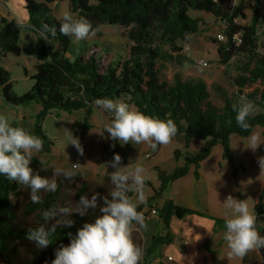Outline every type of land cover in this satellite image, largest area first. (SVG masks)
<instances>
[{
	"label": "trees",
	"instance_id": "1",
	"mask_svg": "<svg viewBox=\"0 0 264 264\" xmlns=\"http://www.w3.org/2000/svg\"><path fill=\"white\" fill-rule=\"evenodd\" d=\"M24 1L26 21L18 22L0 14V58L7 52L18 54L22 51L18 44L22 29L37 34L40 50L35 52V72L30 76L33 83L30 89L22 94L15 93L9 71L0 64V91L3 99L13 106L30 102L40 104L33 130L30 132L42 139V152H51L52 149V142L42 128L43 118L48 112L54 110L57 113H70L84 109L83 119L74 120L72 124V127L80 132L81 143L83 136L92 127V107L98 98L123 99L148 116L161 120L172 119L178 128L176 136L183 139L185 148L189 147L193 139L202 141L197 151H184L183 162L172 170L166 171L153 166L160 184L157 189L153 188V194L146 198L145 203L139 204L137 210L143 214V206H150L151 201L161 196L172 181L186 174L189 167L193 166L194 174L198 177L200 162L210 154L215 144L221 143L222 156L232 162L230 135L238 134L244 137L249 135L255 126L264 128V53L257 50V28L259 24L264 26V6L262 7L260 0H239L234 7L228 6V0ZM54 1H67L70 11L76 13V17L87 18L95 31L104 23L130 26L127 32L130 40L127 57L107 64H103L93 51L87 57L77 55L73 59L68 58L66 52L72 37L60 34L58 17L50 6ZM246 9L251 11L250 21L242 24L237 19L246 17ZM190 11L207 12L222 20V31L226 39L217 45L219 62L225 64L238 53L246 55V60L239 67L240 73L233 78L235 94L228 92L219 82L213 84L211 94L202 79L187 80L178 73L171 79L166 78L170 64L183 66L193 61L182 44L186 33L193 34L198 30L201 18L191 16ZM43 24L57 29L55 37L48 35V39L56 42L57 48L54 51L48 50L40 36L39 29ZM234 34L238 35V39L233 38ZM157 43L168 45V49L160 48ZM240 95H245L248 100L253 101L257 108L249 117L252 126L249 131H243L236 125V113L231 107ZM108 114L112 119V115ZM12 124L23 127L21 124ZM104 134L106 141L103 145L102 163L105 172L101 181L78 175L70 183L63 177H58L60 186L57 192L41 193L44 202L34 204L30 200L29 189L25 188V197L20 201L22 185L0 176V264H51L55 258V250L70 243L67 233L75 235L84 223L94 222L96 216L101 214L99 208L89 209L88 214L83 217L74 213V226L58 228L50 237L52 244L46 249L37 248L27 239V229L43 223L41 212L51 205H65L69 199L76 203L81 195L91 198L93 193H100L104 196L112 189L109 173L115 169L109 162L118 141L111 140L106 131ZM158 147L159 145L155 149ZM174 155L176 158L180 157L181 150L175 149ZM30 166L42 176H52L54 167L47 162H41L35 156ZM238 166L243 169L241 162ZM235 173L236 168L233 166L232 175ZM69 190L74 191L75 195L68 197L66 191ZM248 192L253 200V213L257 216V230L264 235V186L256 190L248 188ZM98 204L102 205V200H98ZM156 211L165 227H168L173 215L182 217L194 212L167 198L163 199ZM214 221L217 226H224L225 219L215 217ZM172 239L173 236L168 231L164 234L156 232L151 237L141 264H149L159 246L171 242ZM134 240L139 244L137 235H134ZM260 253L264 258V249H261Z\"/></svg>",
	"mask_w": 264,
	"mask_h": 264
},
{
	"label": "clouds",
	"instance_id": "2",
	"mask_svg": "<svg viewBox=\"0 0 264 264\" xmlns=\"http://www.w3.org/2000/svg\"><path fill=\"white\" fill-rule=\"evenodd\" d=\"M58 20L60 34L74 38L77 43L96 35L92 23L85 17H74L72 13L64 12ZM39 32L43 40L50 42L48 35L55 37L57 29L43 24ZM190 39V34L186 33V51L190 48ZM94 104L101 113L112 115L104 131L111 140L119 141L121 145L147 144L155 149L157 145L169 144L178 132L172 119L161 120L148 116L123 99L98 98ZM231 107L236 113V125L243 131H249L252 127L249 117L254 113V102L240 95ZM228 123L230 125L231 120ZM247 141L246 148L253 152L264 143L258 132H252ZM68 145L74 146L79 155L84 154L80 140L71 132ZM42 150L43 141L40 137L23 127L13 126L8 116L0 114V176L29 189L28 194L34 204L44 202L41 193L57 192L60 186L58 177L72 183L81 171V164L76 162L71 163L69 168L54 167L51 177L40 175L30 164ZM121 161L122 157L114 154L113 160L109 162L115 170L109 173L113 187L107 195L93 193L91 198L81 195L76 203L69 199L65 205L53 204L41 212L43 223L27 229V239L37 248L46 249L52 244L50 237L58 228L74 226V213L83 217L89 209L99 208L101 214L96 216L94 222L84 223L75 235L67 233L70 243L55 250L51 264H141L143 248L135 242L134 233L147 228L145 217L137 208L146 202L144 188L150 177L139 164L121 166ZM258 164L261 173H264V157H258ZM129 193H135V198ZM66 195L71 197L75 192L69 190ZM98 200H102V205L98 204ZM223 205L229 210L225 214L223 232L229 257L243 260L250 252L259 253L264 249V235L257 230V216L250 211L247 200H237L229 194Z\"/></svg>",
	"mask_w": 264,
	"mask_h": 264
},
{
	"label": "rangeland",
	"instance_id": "3",
	"mask_svg": "<svg viewBox=\"0 0 264 264\" xmlns=\"http://www.w3.org/2000/svg\"><path fill=\"white\" fill-rule=\"evenodd\" d=\"M5 1L8 2L9 13L14 15L13 17L15 20L18 22L27 20L24 0ZM260 2L263 7L264 0H260ZM50 5L57 17L61 16L64 12H70L76 17V13L70 11L65 1L54 2ZM189 14L193 17L201 18L198 30L193 34H190L191 39L188 41L190 48L186 51L184 48L185 41L182 44L183 49L193 61L185 64L188 65V67H185V65L180 66L175 63L170 64L166 73V78L171 79L175 73H178L183 79H202L207 84V88L211 94H213V84L219 82L228 92L235 94L236 87L233 78L240 73L239 67L246 60V55L238 53L232 56L225 64L219 62L216 49L217 45L224 41L219 40L216 34L223 29L222 20L203 11H190ZM245 14L246 17L244 19H237L238 22L247 24L250 21L251 11L246 9ZM261 14L262 11L260 12V16ZM129 29L130 26L119 24H101L96 29V35L88 40L77 43L74 38H72L66 56L70 59H73L77 55L87 57L93 51L96 56L100 57V61L103 64L115 62L119 58H126L130 45V40L127 36ZM49 41L50 42L44 40L48 50L54 51V48L56 50V42L50 39ZM18 44L21 46L22 51L18 54L7 52L0 58V64L9 71L14 92L22 94L29 90L33 83V79L30 76L35 72L34 64L37 59L35 52L40 50V42L37 39V34L22 29ZM157 44L164 50L168 49V45L164 43ZM27 50H32L33 52L27 53ZM257 50L260 53H264V26L262 24H259L257 28ZM199 59L206 60L208 62L207 65L204 66L199 64ZM131 106L133 105L131 104ZM256 109L257 108L255 107L254 112ZM39 110L40 104L37 102L13 106L3 99L0 91V114L8 116L11 123L21 124L29 132L33 130L35 117ZM69 114L70 113L64 111L57 113V111L52 110L44 116L42 128L52 142V151L40 152L35 155V157L41 162H47L50 165L55 163V165L58 166L60 164L58 159L62 156L64 161L75 163L74 158L77 156L76 148L72 145H68L69 134L70 132L73 134L75 131L76 134L73 135L80 140V132L72 127L73 121ZM94 121L95 127L92 130L93 133L101 134L100 129L98 130L100 125L98 119L96 118ZM252 132H258L261 138L264 139V128L261 126H255L247 136L242 137L238 134H232L229 138V148L233 155V159L236 158L244 163V170L240 169L239 166H234L236 168V173L234 176H231V165L226 159L221 162V165H218L221 159V150L223 149L221 143H217L212 147L209 161L204 164L203 169L205 170V179L209 191L208 202L213 208L219 209L222 213L229 212V210L223 205L224 200L229 194L237 200H247L249 209L253 212L251 204L252 200L246 192L247 183L249 182L255 188L264 185V173H261L258 164V157H264V143H262L255 152L246 148L248 142L247 138ZM98 143L99 136L97 137L96 135H93V141L83 147L84 154L82 155L83 159L90 161V163H92V168L96 170L101 169L104 166L102 163V154L100 152L101 148H99ZM173 145H177L175 140H172L167 145H162L160 152L155 157L158 164L163 166L162 168L164 169H167L173 164V155L171 151ZM145 146V144H140L137 145L135 149L139 150ZM198 146V140L195 139L190 147L191 151H197ZM146 160H148L146 157L139 158L137 164L144 167L150 177L146 181L144 188L145 196L148 198L152 194V190L149 186L150 181H156V177H153L152 170L147 166L150 160ZM67 167L69 168L70 165ZM217 167H219V169L215 172ZM83 171L84 170L81 168L79 173L82 177L86 175ZM87 175L95 180H100V176H96L93 173H87ZM186 181L189 182L188 180ZM177 186H179V183L174 185V190H176L175 188H177ZM24 190L25 187L22 186L20 201L25 197ZM167 192L169 193V189ZM238 192H240L239 197L237 196ZM131 196L135 198L136 194L132 193ZM11 198L14 199L13 197ZM150 210L151 208L147 204L143 206V215L145 218L149 217L150 214H153ZM134 235L139 237V245L143 248V257H145L147 242L144 229L134 233ZM248 257L249 254L245 256L243 260L232 258L233 260L231 264H247ZM157 261V258H153L149 264H158Z\"/></svg>",
	"mask_w": 264,
	"mask_h": 264
},
{
	"label": "crops",
	"instance_id": "4",
	"mask_svg": "<svg viewBox=\"0 0 264 264\" xmlns=\"http://www.w3.org/2000/svg\"><path fill=\"white\" fill-rule=\"evenodd\" d=\"M54 2H58V1H54ZM65 2L67 3L68 6V2L67 1ZM7 3L8 2L5 0H0V14L7 18L14 19L13 17L14 15L9 13L10 10ZM24 5H25V1H24ZM84 114H85L84 109H77L70 112L69 115H71V119L72 121H74V120H82ZM96 118L100 123L98 130L100 129V133L102 135L98 133L94 134L92 131L95 127L94 119ZM90 121L92 127L83 136L81 145L82 147H85L86 144H89V142L93 141V135H96L97 137L99 136L98 146L99 148H101L100 152L102 154L103 145L106 141V137L104 134V126L110 123L111 118L107 112L101 113V111L94 104L92 107V115ZM172 140H175L177 145H173L171 147V151L173 155L172 156L173 164L167 169L162 168L163 166L159 165L158 161L155 159L156 155H158V153L160 152L162 145H159L158 149H152L150 146L145 144L146 145L145 147H142L139 150H137L135 149L137 145H133L131 143L121 145L120 142L118 141V146L112 155L111 161L113 160L114 154H119L122 157L121 166H127L128 164L136 165L139 161V158H143V157L148 158V160L150 161L148 162L147 166L150 170H152L154 175L153 177H156V181L150 179L151 181L149 186L153 194V188L157 189L160 184V181L156 175L155 170L153 169V166H158L163 170L170 171L183 162L184 151L187 150L188 152L191 153L192 151H194V150L191 151L190 147L195 139H193L190 142V145L187 148L184 147L183 139L180 136H175ZM201 143L202 141L198 140L199 146L201 145ZM175 149H179L182 152V155L178 158H176L174 155ZM146 154H149V156H146ZM209 157L210 154L200 162L198 168V173H199L198 177H196L194 174L193 166L189 167V170L186 174L172 181L164 189L162 195L151 201L150 206L148 205L150 208L151 207L158 208L161 206L163 199L167 198V199H172L173 202L176 204L194 210L193 213L185 214L182 217H176L173 215L169 221L168 227L164 226L158 214H150L149 217L145 218L147 228L144 229V231L146 233L145 237L147 242V248L150 243L151 237L156 232H158L159 234H164L166 231H168L173 236L172 241L169 243H162L159 246L157 253L153 255V257L151 258V260L153 258H157L158 264H160V262L162 264H167V263L168 264H231L232 263L233 259L229 257L228 255L229 249L223 240V232L225 231V228L223 224L217 226L214 221L215 217L225 219L226 213H222L219 209L213 208L208 202L209 191L205 179L206 178L205 170L203 169V167L204 164L209 161ZM74 159H75V163L79 162L81 164V168L84 170L83 172L86 174L83 177L91 180H95L87 175V173H93L96 176H100V180H96V181L102 180L103 174L105 172L104 166L101 169H97V170L92 168L91 166L92 163H90V161H88L87 159L84 160L83 157L79 155V153ZM225 159L231 165L230 175L232 176V166L235 167L238 166V163L241 161L234 158L233 161L230 162L227 158H224L222 156V150H221V159L218 165H221V162H223ZM58 161H60V164L58 166H56L55 163L53 165L50 164L49 165L52 167L65 168L69 165L71 166L72 163L69 161H64L62 156L60 157V159H58ZM244 167L245 165H243V170ZM218 169L219 167L216 168L215 172H217ZM186 180H188L189 182H187ZM178 183L179 186H177V188H175L176 190H174V185ZM248 188H251L253 190H256L258 188H255L249 182L247 183L246 192L248 196L251 198L248 192ZM168 189H169V193L167 192ZM239 195L240 192L237 193L238 197ZM262 202L264 204V197ZM251 204L253 206V200ZM247 264H264V258L260 253V251L259 253L250 252L249 257L247 259Z\"/></svg>",
	"mask_w": 264,
	"mask_h": 264
},
{
	"label": "built area",
	"instance_id": "5",
	"mask_svg": "<svg viewBox=\"0 0 264 264\" xmlns=\"http://www.w3.org/2000/svg\"><path fill=\"white\" fill-rule=\"evenodd\" d=\"M214 1H217V0H214ZM238 2H239V0H228L227 1V4H228L229 7H234L235 5H237ZM216 35H217V37H218L219 40H225L226 39V35H225V33L222 30L219 31ZM237 37H238L237 34H234L233 35V38L238 39ZM198 63L201 64V65L206 66L208 62L206 60L199 59L198 60ZM146 156H149V154H146ZM150 211L153 214L157 213L155 207H151V210Z\"/></svg>",
	"mask_w": 264,
	"mask_h": 264
}]
</instances>
